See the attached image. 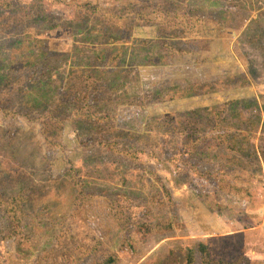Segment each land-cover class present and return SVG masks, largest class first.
Returning a JSON list of instances; mask_svg holds the SVG:
<instances>
[{"label": "rangeland", "instance_id": "obj_1", "mask_svg": "<svg viewBox=\"0 0 264 264\" xmlns=\"http://www.w3.org/2000/svg\"><path fill=\"white\" fill-rule=\"evenodd\" d=\"M82 1L44 0V8L40 9L52 16L48 22L41 21L40 26L29 21L26 7L22 6L29 4L30 8L38 4L36 0H10V7L2 8V13L11 18L10 31L18 25L13 17L20 7L22 16L16 22L25 20L28 27L18 34L0 33V72L15 76L9 83L7 78L2 79L0 103L10 106L11 111L29 110L37 120L0 111V189L7 197L18 195L14 204L0 198V264H79L77 259L83 251L72 247L78 244L76 240L69 241L68 246L79 253L74 258L70 252L64 254L69 255L67 259L61 257V243L67 242L69 235L89 248L100 245L98 262L85 258L80 264H100L103 259L109 264H199L198 241L211 259L210 264H223V257L229 264H264V67L255 57L262 51L256 42L251 47L243 46L244 56L251 61L248 65L236 49L245 43L240 33L248 21L264 20V0H178L182 13L190 18L173 19L174 24L167 23L166 18L157 23L149 21L136 26L130 38L110 43L100 36L105 31L100 18L78 7ZM92 1L119 10L127 3L133 9L153 4V0ZM29 35L39 42L34 44L37 48L30 45ZM24 43L23 60L31 61L28 56H37L27 55L26 50L40 54L43 49H54L56 53L47 52L35 65L21 63L15 71L10 62L17 59L18 45ZM123 63L134 68L132 77L137 76L139 82L126 77L136 84L131 86L130 81L121 80L124 88L131 87L133 96L129 99L113 88L101 92V96L115 93V100H78V94L82 97L85 90L91 91V86L67 81L86 65L100 69L101 65ZM250 65L258 69V82L252 77ZM157 78L165 80L153 82ZM19 84L22 90L17 93ZM40 85L42 93L38 91ZM27 96L30 101L33 97L48 99L42 103L50 104L33 108L30 102H24ZM179 108H204L200 121L224 123L222 132L240 152L227 147L226 136L219 131L218 139L199 135L196 148L191 147L190 136L183 142L181 131L172 132L174 126L169 121L152 116L162 112L176 117L174 112ZM196 115L198 112L193 117ZM240 129L244 133H238ZM104 143L131 151L134 160L117 165L110 156L113 146L106 148ZM59 145L79 148L74 153V169L61 168L47 181L39 175L33 179L34 184L31 174L48 170L49 164L42 158L47 146ZM96 152L100 155L94 156ZM170 154L174 155V163L166 160ZM153 171L176 199L177 219L182 227L178 235L158 240L130 225L126 234L133 244L113 252L101 237L106 227L103 216L96 217L91 211L86 216L70 215L71 200L84 193H128L135 202L154 209L144 189L150 183L144 174ZM7 172L10 176L6 179ZM201 181L212 189L207 191ZM240 201L246 203L243 209L253 215L243 225L230 219ZM11 207L25 214V237L2 240L10 227L5 211ZM226 223L241 233L231 237L227 248L222 247L220 237L215 246L209 235L217 233L214 227L218 224L224 231L230 230ZM58 236L65 239L61 242ZM116 239L120 240L119 230Z\"/></svg>", "mask_w": 264, "mask_h": 264}, {"label": "trees", "instance_id": "obj_2", "mask_svg": "<svg viewBox=\"0 0 264 264\" xmlns=\"http://www.w3.org/2000/svg\"><path fill=\"white\" fill-rule=\"evenodd\" d=\"M44 0H36L38 4H33L30 8L29 4H24L22 6L26 7L25 10H27V13L29 14V21L34 22L36 25L40 26L43 25V22L45 21L48 22L52 14L50 13H44L43 5ZM153 4L147 3L144 4V6H139L136 9H133V5L127 3L126 6H124V9L121 8L119 10L118 7H108L105 8L104 6H101L98 4V2H94L92 0H84L78 4V7L82 8V12H86L87 15H93L96 18H100L102 27L105 29L103 31L101 37H103V41H106L108 43L110 42H116L121 40L122 38H130L133 35V29H135L136 26H142V24H146L149 21L157 23L158 21H161V18H166L167 23L174 24L173 19H181V18H190L187 15H184L182 13V6L181 3L178 0H153ZM9 8L10 7V0H0V33H8L10 31L8 25L9 21L11 22V18H9V14L5 16L2 13V8ZM171 8L174 14L169 13V9ZM16 10V9H14ZM28 10H33L34 12L29 13ZM14 15V24L18 23L17 27H15L13 30L10 32H14V34H18L20 32H23L26 30L27 23L25 20L20 22H16V19L22 16V10L21 7L17 8L15 11ZM254 18L253 20L251 19L248 21V24H246L245 28L242 30L240 33V38L242 39L241 41L245 40V43L237 49V53L242 57L243 61L247 63L248 65L251 63L249 59L246 58L243 46H252L256 43L260 44V50L262 51V54L259 56H255L257 61L264 67V20L260 18ZM254 20L257 23V26L254 28L253 27V22ZM51 23V22H50ZM201 23V22H198ZM203 25V23H202ZM190 34H194L191 33ZM30 37L28 38V41L30 42V45L34 48L36 47V43L39 44V42L32 36L29 35ZM19 47L17 48L18 52V57L15 61L10 62V68L13 70L17 71L20 66V64H38L40 62L39 57L45 56L47 52H52L56 53V50H47L43 49L40 54L38 52L35 53H29L26 50V54H37L36 57H31V61L23 60L22 59V53L25 55V47L26 43L24 45H18ZM1 47V46H0ZM37 48V47H36ZM39 48V47H38ZM24 51V52H23ZM22 52V53H21ZM58 52V51H57ZM6 54V53H5ZM20 54V55H19ZM38 54L40 56H38ZM15 55V54H12ZM6 58V57H5ZM38 58V59H35ZM28 62V63H27ZM5 63H8V60L5 61ZM8 66V65H7ZM87 67L82 68V72H77V75H72L69 76L67 81L68 82H80L81 85H85L88 87L91 86V91L88 92L85 90L82 93V97L79 96L78 94V100L82 101H105V100H115L117 98H113V95L111 92H108V96H101V92H105L106 89H115L119 92H121L123 95H128L125 99H129L133 95H131V87L130 88H124L123 82L121 80H128L126 77H129L132 79L134 82H138V77L136 76L135 78L132 77L134 71L133 67L131 66H126L125 63L123 64H118V65H111L108 67V65H101L100 69L95 67L96 65H86ZM137 68V67H135ZM76 70V69H75ZM250 72L253 74L252 77L255 78L256 82H258V69L253 68L250 65ZM31 75L30 77L33 76V73L35 71H30ZM3 78L8 79V83L10 82L11 78H15L14 74L12 73H2L0 72V84ZM63 79V83H64ZM165 79L157 78L154 79L153 82L159 81L163 82ZM134 82L130 81L131 86L136 85ZM139 83V82H138ZM17 84H14V87ZM39 92L42 93L43 89L41 85L39 86ZM202 89L205 88V81L203 82V85H201ZM153 88V84H151V88ZM100 89V93L93 95L97 90ZM20 90H22L21 85L16 88V92L18 93ZM114 90V92H115ZM147 90H149L147 88ZM112 91V90H111ZM262 91L260 92V94ZM262 96V95H261ZM27 100H24V102H30V106L33 108H39L40 106H46L49 105L50 103H47L44 105L42 101L44 99H34L29 100V96L26 97ZM264 100V98H262ZM45 101H48L46 99ZM43 101V102H45ZM23 102V100L21 101ZM40 105V106H39ZM205 108V107H204ZM202 108L201 110L197 111L198 108H179L176 109L174 114L176 117H170L167 113L162 114L160 113H155L152 116H156L160 120H163L164 122L169 121L170 124L173 127V130H177V132H182L183 133V142L186 140L189 141L188 136L191 137L190 140V145L191 147L196 148V144L199 142V139L201 137L199 135L205 136L208 135L209 137L212 138H219V134L217 135V131L219 133L224 134L226 136L225 142L227 141V147L231 149H235L238 152V147L235 146L233 143L230 142L231 139L222 132L225 129L224 123L220 122H213L212 124L210 123H202L200 121V116H202L201 111L205 110ZM196 110V111H195ZM0 111L4 115H13L14 117H26L29 120H37L35 116L31 115V112L29 110L25 111H11L10 106L4 103H0ZM92 111H95L92 108ZM88 112L91 114V110L88 109ZM122 112V111H121ZM124 112V108H123ZM198 112V116L196 115L193 117V114ZM88 114V115H90ZM162 114V115H158ZM87 116V115H86ZM103 119L106 118L105 116H102ZM175 122L179 123L175 125ZM232 122V121H231ZM213 125V126H212ZM238 127V126H237ZM207 128V130H205ZM264 130V129H263ZM246 131V128H245ZM238 133H244L242 129L238 131ZM166 136L168 137V133L164 134V138L166 139ZM143 138H146L145 136L142 135ZM106 148H112L113 146V152L111 153V157L114 158L115 162L117 165H125L126 162H131L135 158V154L132 153L131 151H125L122 149H119L115 147L114 145H108L106 143L103 144ZM189 145V146H190ZM47 152L44 153L43 160L44 162H48V170L43 173L39 169V173L35 174L32 173L30 176V179L32 178V181L34 178H36L39 175H42V179L44 181H47L49 175L56 174L59 172V170L66 169V168H71L74 169L72 166L73 160L75 158L74 153L78 150L79 148L73 149L69 148L67 146L59 145L57 147H50L47 146ZM182 150L185 151V149L181 148ZM83 153H81L82 155ZM94 156L100 155L99 153L93 154ZM263 159H264V149H263ZM166 160L170 161L171 163H174L176 160L174 158L173 154H170ZM38 167H41V165L37 164ZM128 167V164H127ZM122 169V168H121ZM120 169V170H121ZM2 170H0L1 174ZM145 176H148V179L150 181L149 186L147 188H144L147 194L149 195L148 200L150 204L152 205V208L146 206L145 203L143 202H135L132 198L128 197L131 196V194L128 193H118L117 196H112L110 194H100V193H94V194H89L87 195L86 193L81 194V191L78 192V195L76 196V199L71 200L72 201V206L70 207L71 209V214L70 215H83L86 216L89 211L93 213V215L97 216H103V223L105 224V229H103V232L101 234V237L104 241H106L107 247L113 251L116 252L115 250L121 249V247L125 246L126 244H133L130 241V237L128 234H126V230L130 227V225H136L137 228L143 232H148L152 235L157 236L158 240L163 239L167 235L170 236H175L180 233V230L182 227H179V222L177 219V212L175 208V203L176 199L172 196L170 193V190L168 186L166 185L165 181H163L160 177H158L154 171L153 172H147L144 174ZM10 176V173H6V179ZM34 184L35 181H33ZM47 184H49L47 182ZM202 186L205 187L207 191H210L212 187L205 182L201 181ZM41 185V183H40ZM45 185V184H44ZM86 194V195H85ZM125 194V196H123ZM137 197L136 195L132 196ZM0 198L2 201L8 202L9 204L13 203L14 200L18 199V195H12L10 197H7V195L4 194V191L0 189ZM147 198V197H145ZM239 206H246V203L243 201L239 202ZM157 211V213H155ZM5 215L7 216L8 219V224L10 225L9 230L5 233V235L2 237V240L7 239V238H12L14 236H19L22 235L25 237V233H23L22 230V221L25 216V214L22 211H17L13 207L7 208L5 211ZM63 223V221H61ZM119 230V235H120V240L118 241L116 239L117 232ZM66 232V230H64ZM125 231V233H124ZM241 232H235V233H228V234H223L220 236V241L221 245L223 248H227L228 242H231L232 236H237ZM62 234V233H61ZM59 234V235H61ZM59 238V236H58ZM69 240L67 242L61 243L63 245V249L61 251V257L64 259H67L69 255H64L67 254L68 252L71 253L72 258H74L79 252L83 251V256L79 257L77 261H79V264L85 259V258H91L93 259L94 263L98 262L101 257L98 255V248L99 246H95L94 248H89V246H85L82 243L79 242L77 238H75L73 235H69ZM60 239V238H59ZM65 239V238H63ZM63 239H60L62 242ZM72 240H76L78 244L74 243V246L72 247H78L79 252L77 253L72 247L69 248L68 243ZM82 244V245H81ZM196 252L199 255V264H210L211 259L209 258L208 254L204 251L203 245L201 241H198V249ZM225 256V254H224ZM71 262L74 259H70ZM104 261H100V264H109L107 260L103 259ZM76 262V260H74ZM159 264V263H156ZM223 264H229L226 263V259L223 257Z\"/></svg>", "mask_w": 264, "mask_h": 264}, {"label": "crops", "instance_id": "obj_3", "mask_svg": "<svg viewBox=\"0 0 264 264\" xmlns=\"http://www.w3.org/2000/svg\"><path fill=\"white\" fill-rule=\"evenodd\" d=\"M234 211H232V215H233V218L230 217L231 221L232 222H235L237 224H245V222H248L249 220H251V216H253L252 214H250V211L246 210V209H243L244 206H237L235 205L234 207ZM220 224H223V223H220ZM226 226L229 228L230 226L226 223ZM237 227V226H236ZM216 228V231L217 233H214V234H211L209 235L210 239L214 242L213 244L216 246H218L217 241H219V237L222 235V234H228V233H235V232H241L240 229L237 228V230H232V228H229L230 230L228 231H224L222 229V227L218 224L217 227H214Z\"/></svg>", "mask_w": 264, "mask_h": 264}]
</instances>
